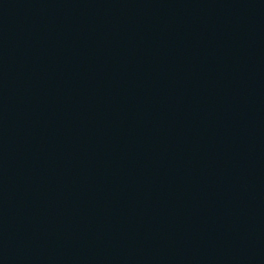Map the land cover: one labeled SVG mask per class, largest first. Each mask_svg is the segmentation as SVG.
<instances>
[{
    "label": "water",
    "instance_id": "1",
    "mask_svg": "<svg viewBox=\"0 0 264 264\" xmlns=\"http://www.w3.org/2000/svg\"><path fill=\"white\" fill-rule=\"evenodd\" d=\"M0 264H264V0H0Z\"/></svg>",
    "mask_w": 264,
    "mask_h": 264
}]
</instances>
